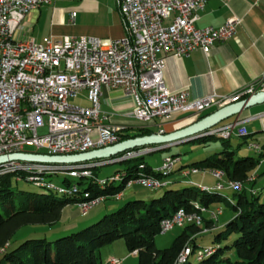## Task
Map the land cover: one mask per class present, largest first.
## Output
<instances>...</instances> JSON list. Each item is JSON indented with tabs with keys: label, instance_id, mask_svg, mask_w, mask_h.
Returning a JSON list of instances; mask_svg holds the SVG:
<instances>
[{
	"label": "built area",
	"instance_id": "obj_1",
	"mask_svg": "<svg viewBox=\"0 0 264 264\" xmlns=\"http://www.w3.org/2000/svg\"><path fill=\"white\" fill-rule=\"evenodd\" d=\"M57 1L60 0H0V156H70L118 144L128 127L113 123L112 117L103 112V88L119 90L129 98L130 118L145 126L175 115L203 116L264 92V76L231 98L208 96L190 100L186 90L173 91L165 86L168 56L181 58L198 49L208 56L214 44L227 42L236 34L241 24L238 18L230 19L219 29L196 26L198 12L208 0H117L125 31L121 39L46 37L37 42L18 38V27L29 12ZM71 19L75 20V14ZM82 92L87 93L88 106L72 104ZM13 108H22V115L12 116ZM251 120H235L211 130H222L224 137L233 138L235 132L247 130L246 124ZM99 121H106V128H99ZM26 148L37 152H28ZM249 149L263 151L254 143L249 144ZM9 164L24 163L0 165V174ZM59 173L67 175L74 171H56ZM188 174H195V169ZM215 178L218 187H225ZM134 183L149 189L162 186L156 180L131 182L129 187ZM68 192L76 193L77 188L72 186ZM104 202L105 199L91 200L79 206L82 216ZM201 219V214L178 212L162 222V233ZM201 253L205 251H198ZM109 262L120 264L116 258Z\"/></svg>",
	"mask_w": 264,
	"mask_h": 264
},
{
	"label": "trees",
	"instance_id": "obj_2",
	"mask_svg": "<svg viewBox=\"0 0 264 264\" xmlns=\"http://www.w3.org/2000/svg\"><path fill=\"white\" fill-rule=\"evenodd\" d=\"M134 128H136L134 134L130 133L132 130L130 127L126 128L120 135L119 143L160 133L155 129V125ZM230 139L198 136L188 141L185 144L200 146L221 141L223 150L201 160H193L188 165L182 166L180 171L185 168H196L205 172H222L223 182L241 186V190H236L230 185L228 187L230 190L237 191L234 195L237 197L236 201L217 190L204 191L192 185L183 189H168L161 197L151 201L144 199L128 201L117 211L104 215L98 222L66 237L55 241H48L46 238L27 239L15 249H12V241L22 228L31 225L55 226L61 221L66 207L79 206L101 198H105V202L115 199L129 187L131 182L161 181L163 176L174 173L175 165L168 174H163L145 162L141 155L135 160L137 162L133 166L112 177L115 180L117 175L127 173L126 177L121 175V180H117L120 183L116 184L117 182H112L110 179L100 180L96 173V170L102 167L101 164L108 162L100 161L103 163L92 165L79 164L83 167H93L91 172L89 171L92 176L85 174L88 172H81V178H77L78 181L75 183L66 177L63 180V184L67 186L65 188H56L48 183L51 179L47 180V178L52 174L36 172L37 174L32 178L39 180L31 178L30 182L35 183L40 189L42 187L44 191L41 192L16 191L13 186L14 178L27 180L34 173L18 171L0 174V252L3 254L0 264H108L102 260L101 248L117 241H124L128 251L136 253L138 264H184L180 263L183 252L191 248L192 257L197 255L198 251L204 250V246H198V236L204 234L206 229H213L216 223L208 220L205 214H201V208H204L202 211L206 212L221 204H225L235 218L223 229L214 233L209 245L211 248L204 250L206 255L198 259L199 264H264V202L260 203L261 191L249 192L247 189L243 191L252 172L264 159V148L262 152L260 149H255L260 152L259 158L238 157L237 152L229 148ZM144 149L146 147L133 151ZM125 154L128 153L111 159L122 158ZM169 157L178 159L180 155ZM132 160L134 159H129V161ZM102 182H106L104 186L99 185ZM49 185L54 186V189H50ZM72 186L77 188L76 193L68 192V188ZM45 187L47 189H43ZM58 189L64 190L65 193H60ZM179 211L201 214L204 227L196 226L200 225L202 220L200 223L184 226L181 234L174 239L170 247L163 250L157 249L155 239L162 234V222L172 218ZM234 237L236 239L232 241ZM227 242L229 244H226ZM223 244H225L224 247ZM209 249L214 251L207 254ZM226 251L235 252L237 260L233 262L230 257L223 258ZM186 264H192L190 258Z\"/></svg>",
	"mask_w": 264,
	"mask_h": 264
},
{
	"label": "crops",
	"instance_id": "obj_3",
	"mask_svg": "<svg viewBox=\"0 0 264 264\" xmlns=\"http://www.w3.org/2000/svg\"><path fill=\"white\" fill-rule=\"evenodd\" d=\"M73 14L74 21L71 19ZM198 17V28L219 29L232 18L240 19L241 24L230 40L214 44L208 56L200 49L181 58L168 56L166 87L173 91L186 90L190 100L208 96L231 98L264 76V0H208L204 9L198 12ZM17 36L21 40L37 42H42L46 37H95L115 40L123 38L125 31L117 0H60L29 12L18 27ZM102 110L112 117L113 123L133 127L127 123V120H132V102L121 91L103 88ZM200 119L201 116L196 114L175 115L169 120L158 122L155 129L168 134L191 126ZM247 119L252 120L246 125L254 122L253 126L258 123V126L264 128V102L244 110L238 119L232 118L224 123ZM258 119H262V125ZM241 134H249V130H244ZM186 173L184 171L183 174ZM197 175L198 173L191 174L188 177L194 182L193 177ZM78 207L73 205L64 209L61 221L68 223L65 226L66 231L78 228L80 218L88 217L89 214L82 216ZM220 207L214 206L206 213H212ZM205 217L210 220L208 214ZM234 218L232 213H222L213 229H206L204 234L198 236V246L209 247L214 233L223 229ZM116 250L115 253H108L107 260L112 256L110 253L116 256L125 254L122 249ZM133 254L136 256V253Z\"/></svg>",
	"mask_w": 264,
	"mask_h": 264
},
{
	"label": "rangeland",
	"instance_id": "obj_4",
	"mask_svg": "<svg viewBox=\"0 0 264 264\" xmlns=\"http://www.w3.org/2000/svg\"><path fill=\"white\" fill-rule=\"evenodd\" d=\"M86 96H87V93L82 92L79 95L78 99L72 101V104L78 105V106H88V102L86 101ZM261 120L262 119H258L257 121L261 122V125H262ZM127 123H129L131 126H133V127H131L132 130L130 129L131 134L136 133V131H134V129H136V128H134V127L145 126L144 124L139 123V122L134 121V120H127ZM253 123L246 125L247 130H249V134H241L242 131L235 132V136L230 139V147L229 148L231 150L236 151L238 154V157H249L250 159L259 158L260 152L256 151L255 149H253V150L249 149V144H251V143H254V147L261 146L262 148H264V128H262V126H260V125L258 126V123L255 126H253ZM43 132H45V130H41V133H43ZM207 132H209V131H207ZM207 132H205V133H207ZM246 135H248V136L243 137ZM156 148H158V147H156ZM146 149H150V150H152V152H149V153L148 152H138V154L131 155L133 152H137V151L132 150V151L126 152L128 154H125L124 157H122V158L103 160V162H109V163L101 164L100 166H102V167L100 169L96 170V173L98 174L100 180H102V181L110 179L112 182H117L116 184H119L120 182L115 181L112 177L115 174L123 173L124 171L127 170L128 167L133 166L137 162L135 160L138 159L139 156H141V155H143L141 157H144V161L147 162L148 164H150L156 170L163 168V165L165 164V160L167 158H172L169 156L180 155V157L178 159L173 158L177 162L175 164L176 165L175 171L173 174L169 173L170 175L168 174V175L163 176V179L161 180L163 184L161 187H158L157 189H151V188L149 189V188H146V187H144L138 183H134L131 187H127V189H125L123 192L118 194L120 196V199L115 198L112 200H108L105 203H102L101 205H98L97 207L92 209L88 213L89 214L88 217L80 218V220L78 221V223H80V225L78 226V228H76L74 230L66 231L65 226L68 225V223H65L62 221H60L55 226H49V225L26 226V227L22 228L14 237V239L12 241V244H13L12 249L17 248L22 242H24L27 239L46 238L48 241H55V240L60 239L62 237H66L72 233H75L77 231L84 229L85 227H87L93 223L98 222L102 217H104V215L112 213L114 211H117L119 208H121L128 201L135 200V199H144L146 201H151L152 199L161 197L163 195V193L168 189H183V188L188 187L190 185L200 189V187H198V186H201L203 189L207 188L210 190H217V191L221 192L222 194L234 199L235 201L237 200V197L234 196L235 192L237 193V191L230 190V188H228V187H230L229 186L230 182L229 183H227V182L225 183V181L223 182L224 174L222 172H219V171L218 172L217 171L205 172V171H202L200 169L195 168V170H198L200 174L198 173L197 176H194L193 178H195V181L191 182L190 178L188 177L189 176L188 172L191 169L185 168L182 171H180L182 166L188 165L193 160H195V161L201 160V159H203L209 155H212L214 153H218V152L222 151L223 150V144L221 141L212 142L206 146L205 145L200 146L197 144H181V145H177V146H172L170 149L168 148V150H164V151H153L154 149H152L150 147H146ZM257 150H259V149H257ZM26 151L37 152V150H35L34 148H26ZM165 156H167V157L165 160H163L165 158ZM126 158H128V159H126ZM130 158L134 159V160L129 161ZM179 159H180V161H179ZM122 160H124L126 162H124ZM103 162L96 160L93 162H89L88 164L92 165V164L103 163ZM82 165H87V164H82ZM54 166L65 167L64 165H54ZM27 167L28 168H26L22 171L32 173V174L34 173V175H32L27 180H24L21 178H18V179L14 178L13 186H14L15 190L16 191H30V192L44 191V190H42V187L40 189L35 185V183L30 182V179L37 174L36 173L37 170H35V169L36 168L39 169L41 167H29V166H27ZM68 167L74 168L73 170H77V172H79V173H81V172L82 173L83 172L89 173V171L91 172V168H93V167L88 168V166L87 167H85V166L81 167L80 165L68 166ZM94 167H96V166H94ZM42 168H44V167H42ZM80 170H82V171H80ZM57 171H63V170H57ZM184 171H187V173L185 175L183 174ZM11 172H18V171H10L9 173H11ZM161 172L163 174L166 173L164 171H161ZM48 174H50V173H48ZM195 174H197V173H195ZM220 174L223 175L222 179L220 178ZM121 175H125V177H126L127 173L125 172L124 174H121ZM121 175H117V176L120 177ZM66 177H68L71 181H73L75 183L78 181L77 178H81V175L78 177H69L68 175L63 174V173L56 174V171H55V173H53L52 176L49 175V178H47V180L51 179V182L49 181L48 183L54 185L56 188H65L67 186H65L63 184V180ZM215 177H217L220 181L222 180L221 182L224 184V186H226L225 189H222L223 187H220L217 189L218 180ZM139 181H143V180H139ZM164 184H166V185H164ZM43 189H47V188L45 187ZM245 189H247L249 192H255L256 190H258V191L260 190L261 191L260 203L264 202V159L262 160L261 164L252 172V175H251L249 181L244 185L243 191ZM221 206H222V209L221 208L218 210L213 209L216 211H214L212 213H207L209 215L210 220H212V217H213V219H214L213 221L216 222L217 218L221 215V210H222V213H225V214H231L232 213V211L225 204H221ZM202 209H204V208H201V210H200L201 214H203ZM207 210H208V208H207ZM80 214L82 215L81 210H80ZM212 214H213V216H212ZM94 215H97V216H94ZM82 222H83V224H82ZM196 226L204 227V221L202 220L200 225H196ZM182 228H184V226H177L175 229H173L170 232L162 233V234L158 235L155 239L157 249L163 250V249L170 247L171 244L173 243L174 239L178 235L181 234ZM235 239H236V237H234L232 239V241ZM226 244H229V242H227ZM222 246L224 247L225 244H223ZM208 248H211V247L204 248V250H206ZM120 249H122L125 254L123 256H116L115 254L110 253V255H112L110 259L115 258V257H119L117 259L118 260L120 259V264H138L137 256H135L133 253H130L128 251L124 241H117V243H115L112 246L107 245V246H104L101 248V254H102V259H103L104 263H109L110 259L107 260L108 259L107 257H108V253L110 251L115 253V250L119 251ZM204 250H202V251H204ZM2 257H3V254L0 252V260ZM223 257L224 258L230 257L233 262L237 260V255L233 251H232V254H231V251H226L225 254L223 255ZM188 260H189V258L186 260V262L184 264H186ZM190 262L192 264H199L200 261L198 260V255H194V256L190 257Z\"/></svg>",
	"mask_w": 264,
	"mask_h": 264
},
{
	"label": "water",
	"instance_id": "obj_5",
	"mask_svg": "<svg viewBox=\"0 0 264 264\" xmlns=\"http://www.w3.org/2000/svg\"><path fill=\"white\" fill-rule=\"evenodd\" d=\"M263 102L264 92H260L249 97L247 100L225 106L210 115H203L195 124L168 134H153L150 136L129 139L110 147L78 155L49 156L35 153H15L4 155L0 156V165L17 161L39 164L75 165L89 163L96 160H108L137 148L149 146H157L158 148H155V151H164L172 146L185 144L188 141L195 139L200 134H203L232 118L238 119L244 110Z\"/></svg>",
	"mask_w": 264,
	"mask_h": 264
},
{
	"label": "bare ground",
	"instance_id": "obj_6",
	"mask_svg": "<svg viewBox=\"0 0 264 264\" xmlns=\"http://www.w3.org/2000/svg\"><path fill=\"white\" fill-rule=\"evenodd\" d=\"M217 110H215V111H212V112H209V113H207V114H205L206 116L207 115H210V114H212V113H214V112H216ZM22 115V108H13L12 109V116H21ZM223 124V123H222ZM221 125V124H220ZM219 126V125H218ZM217 127V126H216ZM99 128H106V121H99ZM215 128V127H214ZM213 129V128H212ZM207 132V131H206ZM199 136H218V137H222V138H225V139H229V138H231V137H224L223 135H222V130H210L209 132H207V133H203V135L202 134H200ZM153 151H155V150H153ZM137 152H152V150H150V149H145V150H140V151H137ZM131 155H134V154H131ZM119 156V155H118ZM117 157V156H116ZM17 162H20V163H24V164H9L6 168H4V173L5 172H10V171H22V170H24V169H26V168H28L27 167V165H25V164H31V163H29V162H22V161H17ZM109 163V162H108ZM177 162L173 159V158H167L166 160H165V164L163 165V168H161V169H159V172H161V171H164V172H166L167 174L173 169V167H174V165L176 164ZM81 164H83V163H81ZM54 165H64V164H54ZM76 165H79V164H76ZM65 167H62V166H59V167H56V166H54V167H44V168H36L35 170H37L36 172H39V173H50V174H53V173H55V171H57V170H63V171H74V173H69V174H67L69 177H78V176H80L81 175V173H79V172H77V170H73L74 168H72V167H68V166H75V165H64ZM30 167V166H29ZM82 167V166H81ZM26 171V170H25ZM81 171V170H80ZM195 173H199V171L198 170H195ZM86 175L87 174H89V173H85ZM120 178H121V176L119 177V176H116V178H115V180L117 181V180H120ZM220 178L222 179V174H220ZM32 180H39V179H35V178H32ZM139 182H155V181H153V180H144V181H139ZM161 183H162V181H160ZM102 183H104L105 184V182H102ZM163 184V183H162ZM165 185V184H164ZM163 185V186H164ZM224 185V184H223ZM230 186L232 187V188H234V189H236V190H241V186H235V185H233V184H230ZM50 189H54V186H52V185H49L48 186ZM161 187V186H160ZM198 187H200V189H203L201 186H198ZM226 187V186H225ZM217 188H220V187H217ZM204 191H207L208 189L207 188H204L203 189ZM58 191L60 192V193H65V191L64 190H62V189H58ZM101 199H105V198H101ZM97 200H99V199H97ZM86 204H88V203H86ZM82 205H85V204H81L80 206H82ZM180 213H184L183 211H180ZM176 215V214H175ZM174 215V216H175ZM173 216V217H174ZM172 217V218H173ZM172 218H170V219H172ZM203 220V219H202ZM201 222V220H195V224L196 223H200ZM193 223V224H194ZM162 230V229H161ZM186 254H182V256H181V258H180V263H185L186 262V260L188 259V258H190L191 257V255H192V249L191 248H187L186 250ZM184 251V252H185ZM214 250H212V249H209L208 251H207V254H211L212 252H213ZM198 255V259H202L206 254L205 253H201V254H197ZM109 264H111V262H109Z\"/></svg>",
	"mask_w": 264,
	"mask_h": 264
}]
</instances>
